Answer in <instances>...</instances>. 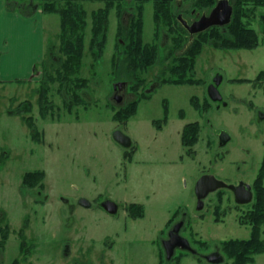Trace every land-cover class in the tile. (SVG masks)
Listing matches in <instances>:
<instances>
[{
    "label": "rangeland",
    "instance_id": "374dc122",
    "mask_svg": "<svg viewBox=\"0 0 264 264\" xmlns=\"http://www.w3.org/2000/svg\"><path fill=\"white\" fill-rule=\"evenodd\" d=\"M1 1L8 13L23 20L40 11L36 10L40 0ZM153 1L142 0L143 41L150 44L156 42ZM171 1L173 19L177 20L179 14L187 19L192 1ZM100 6L83 3L88 25L77 75L85 79L80 92L85 108L79 105L71 113L66 112L64 101L68 95H60L58 84H53L48 99L54 104V115L41 116L32 92L42 75L32 69L30 75L25 72L17 80H5L0 74V227L9 228L5 249L0 251L1 264H11L17 258L18 230L28 224V236L36 223L37 228L47 229L57 239L70 243L82 239L91 251L102 250L105 256L101 264H209L203 258L214 251L223 256L219 264H232L221 244L250 237L251 227L240 223L250 204L237 206L232 190L225 187L220 194L218 190L210 192L198 210L194 186L201 176L209 174L226 186L244 182L252 191L254 181L262 175L264 187V172L260 171L264 156V79L256 80L264 71L262 28L256 15L264 12V7L256 9L250 20L258 36L256 48H217L206 44L194 60L197 83L171 85L160 82L163 49L170 43L171 35L167 21L158 27L157 63L146 75L141 74L144 81L138 80V73L130 74L123 61L115 59L118 24L114 11L107 21L104 52L100 58L92 59L88 53L90 13ZM125 12L121 15L123 25L132 11L127 6ZM38 16L42 28L35 39L32 35L33 44L35 40L37 43V57L41 55L37 65L48 48H58L60 32L57 14ZM0 28L9 34L10 44L17 40V33L23 37L22 26L16 29L12 22H3ZM174 28L181 33L176 24ZM27 38L24 52L28 54ZM16 47L11 48L15 51L7 54L6 60L17 55L13 62L18 61L22 49ZM56 48L53 51L57 52ZM218 74L222 77L218 86L222 101L213 102L207 89ZM119 83L125 84L126 92L138 100L135 112L127 119L122 117L126 106L120 105L128 100L114 90ZM115 96H120L121 102L117 103ZM26 101L32 108L24 117L15 111L23 109ZM193 102L199 105L198 109ZM118 110L122 116L117 118ZM26 117H31L32 126ZM192 122L198 123L199 132L196 143L188 148L180 138L184 125ZM116 131L131 140L133 150L113 140ZM221 132L229 136L223 147H219L218 140ZM34 171L44 172L43 189L23 186L24 174ZM37 190L41 195L37 196ZM37 197L44 205L35 204ZM82 200L89 206L83 207ZM107 200L118 206L116 214H108L102 208ZM129 204H139L143 216L134 217L125 208ZM173 217L182 219L180 236L195 254H181L177 249L173 258L166 260L162 241L167 237V222ZM40 222L46 225L39 226ZM260 239L264 241V225ZM89 264L99 263L91 255ZM249 264H264V254L256 255Z\"/></svg>",
    "mask_w": 264,
    "mask_h": 264
},
{
    "label": "trees",
    "instance_id": "16d2710c",
    "mask_svg": "<svg viewBox=\"0 0 264 264\" xmlns=\"http://www.w3.org/2000/svg\"><path fill=\"white\" fill-rule=\"evenodd\" d=\"M191 8L201 12H209L215 5L216 0H191ZM99 3L102 6L94 9L90 13V28L88 53L92 59L102 56L106 46L107 21L111 11L117 17V32L115 44V59L126 64L127 71L138 73V80L144 81L141 74L146 75L157 63V50L159 46L158 27L167 21L170 43L164 51L163 65L161 67L160 82L171 85L196 84L194 70V60L201 52L204 45H211L217 48L245 49L251 50L258 44V36L251 26L250 20L255 17L256 9L264 7V0H231L233 13L231 22L223 27H211L208 30L193 36L191 42L187 41L185 30L173 19L169 11L171 0L153 1V22L155 32L153 44L143 41V9L142 0H40L36 10L44 14H57L60 18V32L58 38V48H48L43 60L39 65L35 64L34 73L42 75L38 87L32 95L37 97L38 111L41 116H53L54 104L48 99L49 92L53 84H58L60 95H68L64 101L65 111L71 113L79 105L84 106L85 101L80 92L84 87L85 79L77 74L84 54L85 29L87 28V12L83 3ZM135 4V5H132ZM132 11L129 20L124 25L121 22V15L127 9ZM258 17L262 28V42L264 43V12ZM171 20V21H170ZM178 26L181 33L175 32L174 24ZM188 44H187V43ZM186 48L184 49V46ZM57 49L53 51V49ZM179 51H182L180 53ZM53 52V53H52ZM53 54L57 58L54 59ZM170 56V59L167 58ZM144 72V73H143ZM140 78V79H139ZM264 79V71H261L256 80ZM64 92V94H62ZM25 107L18 108L15 112L24 116L25 112L31 110L30 102L26 101ZM84 103V104H82ZM138 100L130 102L124 107V114L118 110L116 117L128 118L135 112ZM195 108H199L193 102ZM85 108V106H84ZM73 109V110H72ZM166 111V110H165ZM25 117V116H24ZM23 117V118H24ZM31 117L25 120L29 125H33ZM199 126L197 122L184 125L181 132V144L190 148L197 141ZM132 150L134 147L131 148ZM260 171L264 172V156ZM44 172H27L23 176V186L26 189H43ZM221 192H219L220 194ZM254 198L250 204V209L241 218L240 223L251 227V234L248 239H230L222 242V252L232 260V264H249L254 261V257L264 254V241L260 239L261 227L264 225V187L262 185V175L258 176L253 183ZM134 217H142L141 206L139 204H129L126 208ZM135 210V211H134ZM138 211V212H137ZM175 217L167 222L169 226ZM181 254H186L181 252ZM173 258V257H172ZM171 258V259H172Z\"/></svg>",
    "mask_w": 264,
    "mask_h": 264
},
{
    "label": "water",
    "instance_id": "95a60500",
    "mask_svg": "<svg viewBox=\"0 0 264 264\" xmlns=\"http://www.w3.org/2000/svg\"><path fill=\"white\" fill-rule=\"evenodd\" d=\"M233 13V6L229 0H217L214 7L208 13H202L199 18L188 24L179 14L176 19L178 23L189 35V42H191L194 35L208 30L211 27H223L231 22ZM221 76L214 78L213 83L208 86V97L213 102H221L222 96L218 91V86L221 82ZM123 85V83L116 84L114 90ZM118 99H116L117 101ZM113 140L123 148L131 147V140L123 133L116 131L113 133ZM219 147H223L229 141V136L225 132H221L218 136ZM229 188L234 194L235 203L238 205L249 204L252 202L253 194L251 186L240 182L236 186H226L221 181L216 180L213 176L205 174L201 176L195 183L194 191L197 197V209L202 208L203 199L210 193L222 188ZM83 207H88L89 204L85 200L81 201ZM102 208L111 215L116 214L118 206L112 201H105ZM183 225V221L178 222L169 232L168 238L162 242L166 260H170L176 249L195 254L189 242L180 236L179 232ZM204 260L209 264H219L223 262V256L215 251L204 257Z\"/></svg>",
    "mask_w": 264,
    "mask_h": 264
},
{
    "label": "flooded vegetation",
    "instance_id": "af4514ba",
    "mask_svg": "<svg viewBox=\"0 0 264 264\" xmlns=\"http://www.w3.org/2000/svg\"><path fill=\"white\" fill-rule=\"evenodd\" d=\"M229 3H231V0H229ZM125 13L126 12L124 11L123 14H125ZM202 13L203 12L199 13V11H197L195 9H190L189 13H188L189 17L187 19H185L183 17L182 18L188 24H191L193 21L197 20ZM204 13H206V12H204ZM129 17H130V14H129ZM129 17L127 18L126 21L129 20ZM185 36L187 37V41H189V35L187 32H186ZM185 48H186V45L184 46V49ZM181 53H182V51H181ZM167 58L170 59V56H168ZM219 75L220 74H218V76ZM115 90L117 93H122V97H126L128 100V103L136 100L133 94L126 92V85L125 84L120 85ZM116 99H118V100L116 101ZM114 100L117 103H119V102H121V97L115 96ZM122 102L123 103L120 105L121 107H124L128 104L127 102L126 103L124 101H122ZM131 148H132V146H131ZM242 183L246 184L244 182H242ZM251 191H252V187H251ZM29 192H31V191H29ZM219 192H221V189L218 190V193ZM36 194H37V196L41 195V191L37 190ZM252 194H253V198H254L253 191H252ZM34 202L36 205L37 204L44 205V202L42 200H39L38 197L34 199ZM249 204H251V203H249ZM128 206L129 205H127L125 208H127ZM237 206H238V204H237ZM181 221H182V219H176V217H175L174 220L172 221V223L169 226L165 227V230L168 231L166 239L168 238V234L171 231V229L178 222H181ZM40 225H46V224H45V222H40L39 226ZM183 226H184V224L182 225L181 229H183ZM181 229H180V231H181ZM28 230H29L28 224H24L23 228H20L18 230L19 231L18 235H17L18 241H17V243H15L16 245L14 244L18 254H17V258H14V260L11 262V264H61L62 262H65L68 260H70L71 264H89L91 255H93V257L96 258V260L99 264H101L100 262L102 261V258L105 256V253L102 250H94V248H93V250L91 251V246H89V244H87L82 239H76L72 243H70L68 240H60V238H58L59 239L58 240L57 239L58 236L52 235L51 233L48 234V232H46L47 229H42L40 227L37 228V223H36L33 231L31 233H29L28 236H26L25 232H27ZM179 234H180V232H179ZM61 235H63V233H61ZM0 236H1L0 251H3L5 249L7 238L9 237V228L7 226L0 227ZM166 239H164V240H166ZM180 251L183 253H189V252L182 251V250H180ZM162 253H163V255H165L163 246H162ZM0 258H1V255H0ZM1 263H2V260L0 259V264Z\"/></svg>",
    "mask_w": 264,
    "mask_h": 264
},
{
    "label": "crops",
    "instance_id": "0c3cea01",
    "mask_svg": "<svg viewBox=\"0 0 264 264\" xmlns=\"http://www.w3.org/2000/svg\"><path fill=\"white\" fill-rule=\"evenodd\" d=\"M37 14L41 15L42 12L37 11L33 18L23 20L14 13H8V11L5 10L3 1L0 0V24L8 21V22H12L16 29L22 26L20 35L23 36V37H20L17 33V36H18L17 40L14 41V43L10 44L9 39L7 38L9 37V34L1 30L0 28V53L2 56L0 59V74L1 76H3V78H5V80H12V79L17 80V78H19V76H21L25 72H29V75H30L32 73L31 70L34 69V65L37 63V61L41 60L39 59L41 58V55L37 57L36 40L34 44L32 42V39H33L32 35H34V39H35L37 36V33L40 32L42 28V24L39 22V16L37 17ZM25 36L29 37L27 39L30 42V45H29L30 53L28 54L24 52L25 46L28 45V43L25 44ZM39 43H40V40H39ZM17 45H19L20 48L22 49L21 56L19 57L18 61L13 62L16 58H18L17 55H14L12 59H11V56L9 55L10 58L6 60L5 56L7 54L13 53L15 51L14 49L17 48L16 47ZM11 48H14V49L11 50ZM34 78H36V75L34 76Z\"/></svg>",
    "mask_w": 264,
    "mask_h": 264
}]
</instances>
